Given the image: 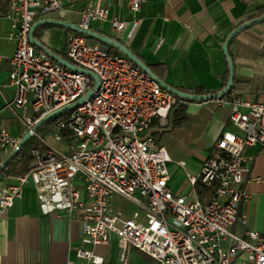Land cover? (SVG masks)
<instances>
[{
    "label": "built area",
    "instance_id": "2783aa9c",
    "mask_svg": "<svg viewBox=\"0 0 264 264\" xmlns=\"http://www.w3.org/2000/svg\"><path fill=\"white\" fill-rule=\"evenodd\" d=\"M143 1L132 0V10L139 11ZM62 7L60 0H10L6 14L9 37L17 42L8 57L7 74L15 94L0 111L11 110L29 130L42 117L86 95L96 83L90 74L57 61L30 39L34 21ZM109 14V4L98 0L81 10L80 24L92 27L96 20H109L115 35L125 36L128 26L133 31L140 21L139 16L130 21L109 19ZM66 54L76 65L94 70L101 85L52 126L53 142L35 132L32 160L0 196V215L32 181L42 212L78 214L94 245L116 237L122 264H128L129 244L160 264H264V235L250 227L247 218L242 219L245 234L233 228L240 203L249 196L243 185L251 158L247 149L264 148V100L238 94L219 97L232 105V127L219 134L199 171H186L191 192L176 193L170 183L171 157L149 130L154 119L167 118L178 101L191 100L165 87L129 56L102 49L80 31H69ZM4 60L0 52V79ZM19 142L8 126L0 124V148L5 154ZM179 163L185 167L187 162ZM201 186L210 190V197L201 196ZM115 195L144 208L147 220L115 211ZM241 254L245 257L239 258ZM78 256L95 264L104 262L94 249L80 247Z\"/></svg>",
    "mask_w": 264,
    "mask_h": 264
},
{
    "label": "crops",
    "instance_id": "0c3cea01",
    "mask_svg": "<svg viewBox=\"0 0 264 264\" xmlns=\"http://www.w3.org/2000/svg\"><path fill=\"white\" fill-rule=\"evenodd\" d=\"M131 1L102 0V3L110 6L109 19L120 17L130 21L139 16L140 21L133 31H129V25L125 36H117L109 20H96L92 28L124 42L172 86L190 90L201 87L213 93L224 88L229 67L224 50L228 35L245 21L264 14V0H144L137 12L132 10ZM60 2L63 7L46 17L80 24L81 10L94 6L98 0ZM9 4L10 0H0V52L5 56L0 79V108L15 94L7 78L8 57L17 47L16 40L9 37L11 25L6 17ZM69 31V28L49 24L42 33V42L61 55L66 54ZM93 43L100 41L95 38ZM230 54L236 66L235 94L264 100V21L237 34L230 43ZM186 105L188 116L182 121H175V106L167 118H155L149 130L171 157L168 161L170 183L176 193L191 192L186 171H199L214 151L219 134L227 126L232 127V105L220 102L219 97L194 100ZM0 124L8 126L20 140L29 131L9 109L0 111ZM247 153L251 158L243 185L249 196L241 201L233 228L245 234L242 219L247 218L249 226L264 235V148L253 145ZM9 154L0 148V166ZM182 159L187 162L185 167L179 163ZM25 171L0 175V196L7 186L17 182V175ZM199 190L202 197H210L208 188L201 186ZM40 200V193L31 181L24 195L17 197L14 205L0 215V264H69L70 260H74L73 264H95L78 256L80 247L94 249L102 255L104 262L100 264H122L116 237L109 243L94 245L86 236L78 214L66 210L44 213ZM126 253L128 264H160L131 244L126 247Z\"/></svg>",
    "mask_w": 264,
    "mask_h": 264
},
{
    "label": "water",
    "instance_id": "95a60500",
    "mask_svg": "<svg viewBox=\"0 0 264 264\" xmlns=\"http://www.w3.org/2000/svg\"><path fill=\"white\" fill-rule=\"evenodd\" d=\"M264 21V14L252 19H249L236 27L234 30L230 32L228 35L225 44H224V50L228 58L229 62V67H230V77L229 80L226 84V86L220 90L219 92L215 93H210V94H195L192 92L184 91L179 88H176L172 86L171 84L167 83L164 81L162 78L158 76V74L146 63L144 62L136 52H134L128 45H126L124 42L120 41L118 38L114 37L113 35L98 31L96 29H93L92 27H85L79 23L75 22H69L61 18H55V17H43L39 18L34 21L31 29V34H30V39L34 45H36L38 48L46 51L49 53L53 58H55L57 61L63 63L64 65L78 70V71H84L88 74H90L96 81L94 87L88 91L86 95H83L80 97L78 100L63 106L46 116L42 117L39 119L36 124L34 125L33 129H30L26 134L22 137V139L19 142V145L7 156V158L3 161V163L0 166V173L2 170L7 166V164L16 156L20 153L21 149L24 147L26 142H28L35 134V132H38L41 126L45 123L48 122L54 118L59 117L63 113L72 110L79 105L85 103L88 98H91L95 91H97L101 85V78L100 76L92 69L89 68H84L81 66L76 65L75 63L71 62L68 58L65 56L61 55L59 52L55 51L54 49L50 48L49 46L45 45L41 40H39L35 36V32L38 27L45 25V24H56L60 25L66 28H69L70 30H75V31H80L82 33H85L87 35H90L94 38H97L100 43V47L105 50H110L112 47H116L119 50H121L125 55L129 56L138 66L146 70L149 74L153 75L156 77L165 87L169 88L172 90L174 93L181 97H185L188 99L192 100H208V99H213V98H218V97H223L225 96L234 86L235 84V76H236V66L234 59L232 55L230 54V43L232 39L239 34L241 31L244 29L248 28L254 23H258Z\"/></svg>",
    "mask_w": 264,
    "mask_h": 264
},
{
    "label": "trees",
    "instance_id": "16d2710c",
    "mask_svg": "<svg viewBox=\"0 0 264 264\" xmlns=\"http://www.w3.org/2000/svg\"><path fill=\"white\" fill-rule=\"evenodd\" d=\"M255 17V16H253ZM49 24H45V25H42L40 27L37 28L36 32H35V36L42 41V33L44 31V29L48 26ZM89 40L93 43V40H95L94 37L90 36V35H87ZM112 50V49H111ZM113 51V50H112ZM115 52H119V53H122L124 54L123 52H121V50L119 49H115L114 50ZM63 56H65L66 58H68L67 54H62ZM138 56L142 59V57L138 54ZM143 60V59H142ZM229 77H230V67H228V70L225 74V83H224V87L226 86L228 80H229ZM235 83H236V80H235ZM235 85L233 86V88L225 95L226 97H229L231 98L234 94H235ZM181 90H184V91H188V92H192V93H195V94H210V93H213L214 91H210V90H204V88H196L195 90H190V89H185V88H180ZM220 91V90H219ZM218 91V92H219ZM191 101H194L192 99H190ZM187 103H184V102H181V101H178L173 107L177 106L176 107V115H175V121L179 122V121H182L183 118L187 117L188 116V113H187ZM173 109V108H172ZM171 109V110H172ZM70 111L68 112H65L63 113L62 115H60L59 117L57 118H54L48 122H45L43 124L46 125V128L50 131V129L52 128V126L58 122L61 118H63L64 116H66L67 114H69ZM43 126L39 129V132L41 133L42 129H43ZM35 135L28 141L26 142V144L24 145V147L21 149L20 153L18 155H16L8 164L7 166L2 170V172L0 173L3 174V173H15V172H20L21 170L22 171H25L28 169V166H29V163L30 161L32 160V154L30 152V147L35 144H37V140H35ZM34 138V140H33ZM33 141L31 144L29 142ZM19 167H21V169H19Z\"/></svg>",
    "mask_w": 264,
    "mask_h": 264
},
{
    "label": "rangeland",
    "instance_id": "374dc122",
    "mask_svg": "<svg viewBox=\"0 0 264 264\" xmlns=\"http://www.w3.org/2000/svg\"><path fill=\"white\" fill-rule=\"evenodd\" d=\"M115 49H116V47H112L113 51ZM41 133L46 139L50 140L51 142L54 141L50 131L46 128V125L43 126ZM33 140H34V138H33ZM35 140H37L36 137H35ZM32 142L33 141H31L29 143L31 144ZM32 147H33V145L29 149L30 152H31ZM113 207H114L115 211L123 212L125 217H133L139 221H146L147 220L146 210L144 208H142L140 205H138L136 202H134L130 199H127L125 197L115 195L113 198ZM135 248H137V247H135Z\"/></svg>",
    "mask_w": 264,
    "mask_h": 264
}]
</instances>
